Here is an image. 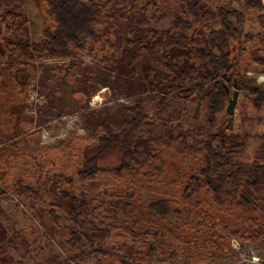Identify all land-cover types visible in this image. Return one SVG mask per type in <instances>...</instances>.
<instances>
[{
    "label": "trees",
    "instance_id": "16d2710c",
    "mask_svg": "<svg viewBox=\"0 0 264 264\" xmlns=\"http://www.w3.org/2000/svg\"><path fill=\"white\" fill-rule=\"evenodd\" d=\"M225 1L43 0V37L29 42L25 0H0V264H176L157 241L188 249L193 234L216 253L232 239L264 251V144L248 152L252 133L245 130L264 121V3ZM138 11L170 25L127 35L116 17ZM79 55L107 68L122 61L131 74L142 63L161 71L153 112L126 106L125 117L106 116L91 134L27 151L24 141L40 138L21 115L33 81L43 76L39 62H82ZM235 89L241 131L226 112ZM95 94L75 92L82 100ZM195 95L201 114L188 125ZM111 153L113 161L101 164ZM106 173L119 183H101ZM135 187L169 189L171 199L146 204ZM8 198L39 224L11 217L2 206ZM193 210L202 220L189 232Z\"/></svg>",
    "mask_w": 264,
    "mask_h": 264
},
{
    "label": "rangeland",
    "instance_id": "374dc122",
    "mask_svg": "<svg viewBox=\"0 0 264 264\" xmlns=\"http://www.w3.org/2000/svg\"><path fill=\"white\" fill-rule=\"evenodd\" d=\"M219 2L226 3L225 0ZM235 6L239 4L234 0ZM46 6L43 0H25L23 19L28 22L25 38L29 42H39L43 37V32L47 24L45 14ZM117 21L124 27L127 35L139 37L144 35L149 29H165L169 27L171 20L159 22L158 16L153 13L138 11L127 14L125 19L117 18ZM255 23L247 24V29L254 30ZM82 62L44 59L39 62L45 66L42 78L35 79L29 91L27 107L22 112V117L32 121V131L40 135L38 140H25L24 148L27 151H44L57 146L66 140H71L78 136L91 134L98 121L106 116L123 118L127 114L124 110L126 106L141 104L147 113L151 114L154 105L161 91V77L163 73L157 69H151L146 63H142L134 73H129L122 61H117L113 67H102L93 63L89 59L80 56ZM96 90V94L88 100H82L81 96H75V92H89ZM232 96V95H231ZM201 97L195 95L187 104L188 114L184 117V122L191 125L195 116H200ZM239 96L235 108L234 125L239 127ZM252 133L248 139V152H252L262 147L264 144V121L249 125L245 129ZM114 157L111 153L106 159L101 160V164H110ZM191 165V161H186L185 167ZM29 164L22 166L16 173L23 172ZM186 171H184L185 173ZM116 180L110 174H104L100 180L103 184H111ZM170 178L168 182H171ZM118 182V180L116 181ZM119 183V182H118ZM127 185L121 183L120 186ZM140 200L149 203L159 198L171 199L169 189L158 191L154 189L135 187ZM3 208L7 213L16 219L20 224H39L37 218L29 213L16 198H8L2 201ZM202 218L198 212L193 210L187 227L191 228L200 223ZM215 226V225H214ZM193 234V233H192ZM56 252L63 254L66 249L62 246L60 239L56 236ZM201 234H193V244L188 249L183 247V243H171L167 238L160 239L161 250L167 251L170 258L177 260L176 264H264V251L257 248L252 243H242L237 239H232L230 248L216 253L210 246L200 243ZM192 243V242H191ZM174 248L180 250L174 251ZM186 250V251H182ZM174 251V252H173ZM182 251V252H181ZM26 264H35V258L30 259ZM69 264H95L93 259H76Z\"/></svg>",
    "mask_w": 264,
    "mask_h": 264
},
{
    "label": "water",
    "instance_id": "95a60500",
    "mask_svg": "<svg viewBox=\"0 0 264 264\" xmlns=\"http://www.w3.org/2000/svg\"><path fill=\"white\" fill-rule=\"evenodd\" d=\"M238 98H239V91L237 89H235L233 91L232 96L229 98V103H228V106L226 108L227 114L234 115Z\"/></svg>",
    "mask_w": 264,
    "mask_h": 264
},
{
    "label": "crops",
    "instance_id": "0c3cea01",
    "mask_svg": "<svg viewBox=\"0 0 264 264\" xmlns=\"http://www.w3.org/2000/svg\"><path fill=\"white\" fill-rule=\"evenodd\" d=\"M263 1V3H264V0H262ZM260 80H262L263 82H261V83H264V75H260L259 77H258V82L260 81ZM261 116L264 118V109H263V111L261 112ZM262 123V122H261Z\"/></svg>",
    "mask_w": 264,
    "mask_h": 264
},
{
    "label": "built area",
    "instance_id": "2783aa9c",
    "mask_svg": "<svg viewBox=\"0 0 264 264\" xmlns=\"http://www.w3.org/2000/svg\"><path fill=\"white\" fill-rule=\"evenodd\" d=\"M260 83L263 82L262 80L259 81Z\"/></svg>",
    "mask_w": 264,
    "mask_h": 264
}]
</instances>
